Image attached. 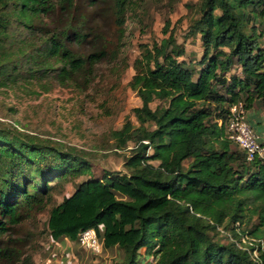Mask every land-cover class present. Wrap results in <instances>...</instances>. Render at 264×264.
<instances>
[{"label":"trees","instance_id":"trees-1","mask_svg":"<svg viewBox=\"0 0 264 264\" xmlns=\"http://www.w3.org/2000/svg\"><path fill=\"white\" fill-rule=\"evenodd\" d=\"M104 1L0 0V91H84L98 64L119 71L142 0H109L114 36L100 29ZM197 8L189 35L199 37V60H185L170 36L133 64L139 126L128 120L112 133L129 151L127 172L98 175L75 148L0 123V264H35L15 235L67 183L73 192L49 209L53 241L95 229L104 249L122 252L116 264H264V157L249 161L228 135L233 106L264 107V0Z\"/></svg>","mask_w":264,"mask_h":264},{"label":"rangeland","instance_id":"rangeland-1","mask_svg":"<svg viewBox=\"0 0 264 264\" xmlns=\"http://www.w3.org/2000/svg\"><path fill=\"white\" fill-rule=\"evenodd\" d=\"M82 1L86 6L89 0ZM108 3L109 0H105L100 4L107 10ZM198 3L199 0H142L135 18L128 21L126 45L117 59L119 71L110 60L98 64L95 79L84 91L59 85L40 94H30L22 88L0 91V123L75 148L91 161L98 175L104 170L127 172L125 160L129 151L116 148L112 133L128 120L139 126L132 111L141 106V100L129 85L135 74L133 64L143 48L160 44L170 36L185 49V60H199L203 53L201 42L198 36L189 35ZM99 24L104 34L114 36L109 10L103 13ZM261 42L264 47V38ZM31 88L40 90L38 86ZM247 120L264 141V107L248 112ZM78 180L81 178L75 182ZM73 190L72 183H67L62 193L55 195L53 204L61 202L63 196ZM53 204L32 213L15 235L25 255L30 254L35 264H116L121 260L123 255L118 248L104 249L102 245L101 250L95 252L66 237L53 241L47 233L49 209ZM250 239L251 236L245 235L243 245ZM261 244L264 249V238ZM149 262L155 264L153 259Z\"/></svg>","mask_w":264,"mask_h":264},{"label":"built area","instance_id":"built-area-1","mask_svg":"<svg viewBox=\"0 0 264 264\" xmlns=\"http://www.w3.org/2000/svg\"><path fill=\"white\" fill-rule=\"evenodd\" d=\"M228 135L247 153L249 161H253L257 156L264 157V147L259 136L248 122L247 113L242 103L231 108ZM78 241L87 250L99 252L102 248V243L95 229H87L81 232ZM253 258L258 259V251L253 253Z\"/></svg>","mask_w":264,"mask_h":264}]
</instances>
